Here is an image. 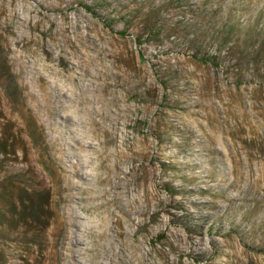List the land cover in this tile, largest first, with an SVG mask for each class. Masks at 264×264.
<instances>
[{"label": "rangeland", "instance_id": "1", "mask_svg": "<svg viewBox=\"0 0 264 264\" xmlns=\"http://www.w3.org/2000/svg\"><path fill=\"white\" fill-rule=\"evenodd\" d=\"M0 133V264H264V0H0Z\"/></svg>", "mask_w": 264, "mask_h": 264}, {"label": "trees", "instance_id": "2", "mask_svg": "<svg viewBox=\"0 0 264 264\" xmlns=\"http://www.w3.org/2000/svg\"><path fill=\"white\" fill-rule=\"evenodd\" d=\"M86 8H89L85 5ZM90 10V9H88ZM132 10H136V9H132ZM155 8L152 6L150 8V12L152 13H155ZM158 27V28H156ZM159 29L160 28V25H158V23L154 22V23H151L148 25V29L149 31H152L154 29ZM227 32L229 34H231V29L227 30ZM121 34H125V31H120ZM196 57L197 60L201 61V62H204V63H210L211 65L213 66H218L220 64V61H221V55H220V52L219 53H211V54H203V55H200V56H196V54L194 55ZM1 134V133H0ZM8 139L9 137L8 136H5L3 139H1L0 141V155H2L3 157L7 156L8 154H11L13 152H15L14 150H11V149H7L6 147L7 146H11L12 144L8 143ZM40 205H34L32 206V212L33 214H36L37 210L40 209Z\"/></svg>", "mask_w": 264, "mask_h": 264}, {"label": "bare ground", "instance_id": "3", "mask_svg": "<svg viewBox=\"0 0 264 264\" xmlns=\"http://www.w3.org/2000/svg\"><path fill=\"white\" fill-rule=\"evenodd\" d=\"M83 166V165H82ZM73 168H75V166L73 167ZM74 172H76V171H74ZM73 231H75V230H73ZM72 234V233H71ZM81 242V241H80ZM73 262H75L74 261V259H73V257H72V260L70 261V264H75V263H73Z\"/></svg>", "mask_w": 264, "mask_h": 264}]
</instances>
